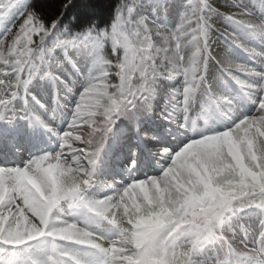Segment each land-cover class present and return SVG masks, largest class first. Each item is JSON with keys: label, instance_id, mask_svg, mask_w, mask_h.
<instances>
[{"label": "snow or ice", "instance_id": "obj_1", "mask_svg": "<svg viewBox=\"0 0 264 264\" xmlns=\"http://www.w3.org/2000/svg\"><path fill=\"white\" fill-rule=\"evenodd\" d=\"M70 3L64 0L61 9ZM166 3L157 0L148 10L142 0H120L108 27L93 22L71 32L61 28L63 11L47 19L30 0H0V20L15 17L0 31V140L25 135L24 122L28 130L50 133L57 148L30 155L22 166H0L3 264L19 254L20 264H264V229L249 247L229 223L245 210L264 214V0L257 11L243 0H225L221 7L214 0H183L174 27L163 16ZM214 15L245 29L247 37L215 28ZM213 29L229 42L222 52ZM233 47L253 63L238 61ZM72 50L91 62L60 130L32 106L54 117L55 109L30 89L37 78H47L71 93L56 69L69 62L79 73ZM212 61L218 72L210 79ZM161 81L174 86L155 115L168 124L176 145L155 146L160 174L133 175L134 150L128 183L108 184L110 192L93 195L118 122L126 121L145 141L157 140L142 125L154 113ZM198 95L204 127L191 115ZM240 100L253 110L244 112ZM212 113L223 121L219 130L208 124ZM64 206L81 210L83 219L61 218ZM39 241L47 248L34 250Z\"/></svg>", "mask_w": 264, "mask_h": 264}, {"label": "trees", "instance_id": "obj_2", "mask_svg": "<svg viewBox=\"0 0 264 264\" xmlns=\"http://www.w3.org/2000/svg\"><path fill=\"white\" fill-rule=\"evenodd\" d=\"M64 0H30L31 6L35 8L38 12L42 14L43 17L47 19L55 18L61 11H63V16L61 18V28L64 25L68 26L71 32L82 31L83 28L91 23H95L97 28L103 29L108 27L112 21L115 14V9L120 3V0H71L69 6L65 9H61V5ZM183 0H167L166 6H170L171 3L174 4L177 12L175 17L171 20H166L169 26L174 27L178 21L180 15V5ZM225 0H214V4L217 7H221ZM260 0H243L245 5L251 3L259 4ZM144 7L148 10L156 6L157 0H142ZM224 11L225 9H221ZM164 16V13H163ZM15 17H10L7 22L0 20V31L3 30L5 23L10 24ZM211 22L215 28L231 27L226 25L224 18L220 15H214L211 18ZM213 36L217 38V50L223 51L226 47H229V42L221 39L220 35L213 29ZM233 54L238 61L241 62L240 53L236 51L233 47ZM60 58L63 60V53H59ZM72 60L75 61L77 68H79V84L80 87L76 92V99L83 86V75L86 74L88 67L90 66V57L84 52H77L72 50L69 53ZM76 56H80L77 60ZM218 66L214 61L210 62L208 75L209 78H213L217 75ZM221 75H223L221 73ZM226 79V77H225ZM40 80L37 78L34 83ZM45 83H50L49 79L40 80ZM42 82V83H44ZM32 85V86H33ZM31 86V87H32ZM171 85L167 81H161L158 86V94L154 100V113L152 116L146 118L142 125V131H146L157 137L155 141H145L141 138L140 134L135 132L132 127L126 122H118L117 126L113 129V133L108 141L107 147L104 153V161L102 163V168L100 170L101 176V187L98 188L99 191L103 190L105 185L110 184L111 180L119 177L124 182H128L129 179L126 178V170H128V165L133 159V151L135 150V160L136 167L132 173L138 178L143 177L146 172H153L155 167L159 166L157 162V157L154 154L155 146L159 144L169 145L175 147L176 141L172 139V133L168 131V124L159 119L155 113L159 112L162 105L164 104L165 96L167 95ZM62 88V87H59ZM37 98V97H36ZM38 99V98H37ZM74 102H69L71 106ZM37 111H41V114L45 117L44 112L39 108V105L33 103L32 105ZM71 111L64 117L62 122L57 124V129L62 130L70 119ZM182 115V114H181ZM21 123V127L25 128V135L21 136L14 142H9L8 140H0V166H22L23 162L29 158L30 155L40 152L42 150H47L49 152L57 150L55 137L45 136L39 131L41 128H35L28 130ZM31 132H34L31 134ZM174 133V130H173ZM178 139H183V137H178ZM19 149V151H17ZM158 171V170H157ZM156 172V171H155ZM67 206H64L60 212L61 218L65 216L76 217L77 219H83V213L79 209H74V211L67 210ZM46 241H39L35 244L34 250L47 248ZM7 257V253L0 254ZM23 254L11 257L12 264H20ZM3 264V261H0Z\"/></svg>", "mask_w": 264, "mask_h": 264}, {"label": "rangeland", "instance_id": "obj_3", "mask_svg": "<svg viewBox=\"0 0 264 264\" xmlns=\"http://www.w3.org/2000/svg\"><path fill=\"white\" fill-rule=\"evenodd\" d=\"M258 5L259 4L257 3H252L251 5L248 6L253 7V10L257 11L256 6ZM166 8H167V12L164 13V18L166 20H170V19L172 20L175 17L177 9L175 8L173 3H171L170 6H166ZM230 29L239 32L244 37H247L248 35L245 29L239 28L238 26L231 25ZM221 39H223V37H221ZM255 46L258 48L260 47L259 44H255ZM236 49L240 52L241 62H245L248 64L253 63L251 60H249L247 54H245L242 50L238 48ZM76 58L77 60H79L80 56H76ZM72 62L75 63L74 60H72ZM255 67L257 68V70H259L258 64L255 65ZM56 72L59 76H61V78L64 81H66L72 87L71 93L68 92V90L63 86V84L57 83V85L53 87L51 80L50 83L48 84L45 83L44 81H42L44 82L42 83L41 81L37 80L30 89L32 93L38 98L40 103L44 104L49 110L55 109L54 117H49L48 114L44 112L45 118L48 119L50 125L53 128H57V124H59L70 111L69 102H75L77 95L76 92L80 87L79 73L72 67V63L64 62L60 68L56 69ZM227 79H228L227 83L231 87L232 93L237 94L238 93L237 86L234 84V82L231 81L230 78ZM54 98H55V102H54ZM202 99L203 98L198 95L196 104L194 105L191 113L192 118L195 120L196 124L199 127L205 126V118L200 115ZM239 104L244 112H251L253 110V105L245 103L243 102V100H240ZM208 124L209 126L219 130L223 125V121L217 116V114L212 113L208 118ZM39 132L42 133L44 137L45 136L52 137L50 133L46 132L42 128ZM33 133L34 132H31V134ZM100 168L97 170L98 173L100 172ZM155 168L156 170L154 169V172L152 173L147 172L145 175L160 174V167L157 166ZM127 177L129 178L128 171H127ZM95 180H96L95 187L91 189V193L93 195H103L105 194V192L111 191V189L105 187L101 192H97V188L101 183V177L99 175L95 176ZM127 183L121 182L120 179L117 178L116 181L115 182L112 181L111 184L117 185L116 187H121L122 185ZM262 220H264V214L259 213V210L257 209H250V210L242 211L239 215L232 217L229 223L231 230L236 233L237 237L240 239H246L249 247H251L257 241V238L259 237L261 230L264 229V223L261 222ZM93 227H95L98 231L103 230V226L98 227L96 225H93ZM207 254L209 256H212L215 254V250H209Z\"/></svg>", "mask_w": 264, "mask_h": 264}]
</instances>
